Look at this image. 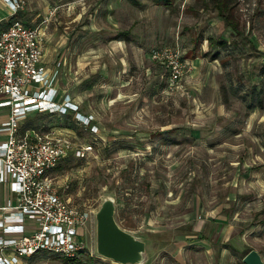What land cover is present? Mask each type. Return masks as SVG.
<instances>
[{
    "label": "rangeland",
    "instance_id": "rangeland-1",
    "mask_svg": "<svg viewBox=\"0 0 264 264\" xmlns=\"http://www.w3.org/2000/svg\"><path fill=\"white\" fill-rule=\"evenodd\" d=\"M30 1L60 94L97 130L73 112L23 120L91 149H73L50 172L89 211L82 255L40 252L22 264H119L96 252L95 212L107 196L117 223L145 241L144 264H244L252 249L264 261V0L238 1L243 35L204 0ZM209 36L236 40L244 59L225 68ZM164 48L183 64L173 83L167 61L153 58Z\"/></svg>",
    "mask_w": 264,
    "mask_h": 264
},
{
    "label": "built area",
    "instance_id": "built-area-1",
    "mask_svg": "<svg viewBox=\"0 0 264 264\" xmlns=\"http://www.w3.org/2000/svg\"><path fill=\"white\" fill-rule=\"evenodd\" d=\"M11 9L19 0H3ZM43 31L19 20L0 30V264H22L40 252L73 258L85 249L81 238L90 219L61 195L50 172L74 149L84 156L91 146L73 147L72 141L52 128H23L27 115L66 114L96 125L83 115L69 94H59L54 74L43 64ZM163 57L173 83L183 64L170 48L154 51Z\"/></svg>",
    "mask_w": 264,
    "mask_h": 264
},
{
    "label": "water",
    "instance_id": "water-1",
    "mask_svg": "<svg viewBox=\"0 0 264 264\" xmlns=\"http://www.w3.org/2000/svg\"><path fill=\"white\" fill-rule=\"evenodd\" d=\"M114 213V198L107 196L95 212L97 254L119 264H144L145 241L122 228L115 220ZM242 262L264 264L261 255L254 249L243 256Z\"/></svg>",
    "mask_w": 264,
    "mask_h": 264
},
{
    "label": "crops",
    "instance_id": "crops-1",
    "mask_svg": "<svg viewBox=\"0 0 264 264\" xmlns=\"http://www.w3.org/2000/svg\"><path fill=\"white\" fill-rule=\"evenodd\" d=\"M19 1H21V5L17 9L13 10L3 0H0V30L6 28V26L14 20H19L20 22H22L23 24H25L27 26H35V24H33L34 18H32V15L34 16V14L37 13V10H36L37 7H34L35 5L32 4V2L30 0H19ZM44 5L48 6L49 3L45 2L44 4H41V6H39L38 8H43ZM37 14H39V13H37ZM249 28H250V25L247 28V32L245 34L250 36L249 41L252 44V40H251L252 26L250 28V33H248ZM222 39L225 40V38H222ZM43 41H44L43 42L44 57H43L42 62L45 65V67L51 71L50 67L47 65V60L45 58V55H46V48H45L46 47V45H45L46 38H45L44 31H43ZM235 41L236 40H233V42L230 40H225V43L222 46H218V48H220V49H219V52H217L216 56L219 57V61L225 66V68L226 67L229 68V65H231L230 64L231 60L232 61L236 60L237 63H240L239 61L244 59L243 56H241L244 53V47H242V45L240 46V44H237ZM263 67H264V65H262L260 68L262 69ZM262 72L264 73V70ZM237 80L240 82L239 84L243 83L242 79L240 80V78L239 79L237 78ZM55 87L57 88L56 84H55ZM57 90H58V88H57ZM58 93L60 94L59 90H58ZM252 93H253V91L250 92V97L255 99V97L258 96V93H256V92H254L253 94ZM72 99L80 107L79 102L76 101L73 97H72ZM253 108H257V107H253ZM93 118H94V116H93ZM91 123L96 124L95 118L91 121ZM222 245L225 249L226 248L233 249L232 246L230 245V243L223 242Z\"/></svg>",
    "mask_w": 264,
    "mask_h": 264
},
{
    "label": "trees",
    "instance_id": "trees-1",
    "mask_svg": "<svg viewBox=\"0 0 264 264\" xmlns=\"http://www.w3.org/2000/svg\"><path fill=\"white\" fill-rule=\"evenodd\" d=\"M238 1L239 0H204L207 5H209L216 11L217 16L220 17L221 20H223L224 24L228 26L233 31V33H235L236 35H243L245 31V24L242 22L240 15L236 13L238 9ZM131 3L134 5L138 4V2L135 0H131ZM154 3L157 5L170 7V5L172 4V0H154ZM250 28L248 33L250 32ZM207 42L210 48H215L218 46H222L225 43V40L221 37L216 39L213 36H209L207 38ZM191 57H193V55H191ZM58 164L56 165V167H58ZM79 255H82V252L79 253Z\"/></svg>",
    "mask_w": 264,
    "mask_h": 264
}]
</instances>
